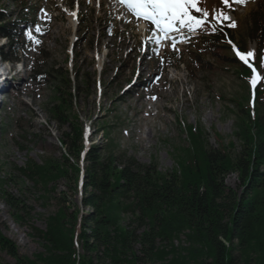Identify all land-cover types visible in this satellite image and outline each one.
<instances>
[{
  "label": "rangeland",
  "instance_id": "obj_1",
  "mask_svg": "<svg viewBox=\"0 0 264 264\" xmlns=\"http://www.w3.org/2000/svg\"><path fill=\"white\" fill-rule=\"evenodd\" d=\"M21 1L27 4L25 9L17 0H0V6L12 16L27 10L31 30L40 26L41 32L32 33L40 41L36 44L27 39L26 30H21L26 39L22 63L4 64L10 71L0 83V232L15 245L18 255L33 259L44 252L33 229L46 230L49 217L63 205L70 211L82 208L80 188L71 190V183L59 180L41 199L40 189L18 179L13 170L14 165L20 166L28 158L38 163L60 158L57 138L68 131L47 109L53 92L51 81L33 80V68L67 69L72 78L78 73L80 92L75 93L74 111L82 123L86 146L111 144L115 155L126 152L140 163L153 161L159 171L169 172L184 155L186 126L202 127L214 147L218 146L217 134L225 143L233 140L236 103L251 99L254 88L250 84L252 76L244 82L229 59H239L233 45L240 52L242 48L255 54L256 42L249 32L254 14L260 11L264 18V0H247L245 4L230 0L231 9L225 8L221 0H198V6L209 12L208 23L195 32L182 28L179 38L172 40L175 43L167 36L161 37L159 44L151 38L152 26L147 25L144 32L140 21L123 13V5L116 0ZM75 9L77 18L72 15ZM221 9L236 27L223 21L231 36L226 44L213 42L215 52L208 51L203 39L210 35L203 31H209L215 23L213 11ZM142 56L147 58L141 63ZM262 65L256 68L257 84L264 82ZM85 74L90 84L86 88L81 84V75ZM224 183L240 192L235 173H228ZM3 190L20 199L18 215L4 200ZM173 245L177 254L188 247L184 236ZM89 258L91 264H108L106 257L98 261ZM15 261L6 251H0L1 264ZM119 262L131 261L122 257ZM132 264L161 263L144 257Z\"/></svg>",
  "mask_w": 264,
  "mask_h": 264
},
{
  "label": "trees",
  "instance_id": "obj_2",
  "mask_svg": "<svg viewBox=\"0 0 264 264\" xmlns=\"http://www.w3.org/2000/svg\"><path fill=\"white\" fill-rule=\"evenodd\" d=\"M261 14L253 15L249 32L256 42L254 57L249 58L255 69L264 63ZM28 16L27 11L9 15L0 6V37L7 40L0 52L4 59L17 60L24 52L19 31L28 24ZM230 36L229 27H215L203 44L213 51V42L225 43ZM229 62L237 66L244 82L251 78V69L242 61ZM81 77L86 88L87 75ZM31 78L51 81L47 109L68 131L57 138L60 158L41 163L28 158L13 170L18 179L40 189L41 199L59 180L71 183V190L80 188L82 208L70 211L63 205L49 217L46 230L33 229L44 247L33 259L18 255L0 232V251L15 258V264H91L90 256L97 261L106 257L108 264H123L122 257L131 261L128 264L144 257L161 264H264V82L256 85L251 99L236 103L233 140L225 143L217 134L214 147L202 127L188 125L184 155L172 171L161 172L153 161L140 163L126 152L115 155L111 144H84L82 123L74 111L75 93L80 92L78 73L72 78L67 69L33 68ZM230 172L237 175L239 193L224 183ZM1 193L18 215L20 199ZM180 236L188 247L177 254L173 242Z\"/></svg>",
  "mask_w": 264,
  "mask_h": 264
},
{
  "label": "snow or ice",
  "instance_id": "obj_3",
  "mask_svg": "<svg viewBox=\"0 0 264 264\" xmlns=\"http://www.w3.org/2000/svg\"><path fill=\"white\" fill-rule=\"evenodd\" d=\"M246 2L247 0H232V3L238 4H245ZM120 3L135 18L150 22L152 26L151 30L153 31L151 38L155 39L158 44L161 42V37H167L173 31L179 32L182 28L194 31L196 28L208 23L209 12L198 6V0H120ZM221 3L225 8L231 9L230 0H221ZM193 12L200 15H195ZM72 15L75 14L72 13ZM212 20L215 22L213 30H215V24L222 23L223 21H230L228 26L236 27V22L231 20V17L223 9L219 11L214 10ZM35 31L40 33V26H37ZM27 35L29 40L34 41L36 44L40 43L31 32L27 33ZM173 47H175L174 44ZM233 50L239 60L252 70L250 84L255 88L259 76L255 67L249 63V58L254 57V53L252 51L242 53L234 45Z\"/></svg>",
  "mask_w": 264,
  "mask_h": 264
},
{
  "label": "bare ground",
  "instance_id": "obj_4",
  "mask_svg": "<svg viewBox=\"0 0 264 264\" xmlns=\"http://www.w3.org/2000/svg\"><path fill=\"white\" fill-rule=\"evenodd\" d=\"M118 3H119V1H118ZM115 4H116V3H115ZM125 9H126V8H125ZM126 10H127V9H126ZM146 58H147V57H143V56H142V58H141V63L144 62V60H146ZM1 87H2V86H1Z\"/></svg>",
  "mask_w": 264,
  "mask_h": 264
}]
</instances>
